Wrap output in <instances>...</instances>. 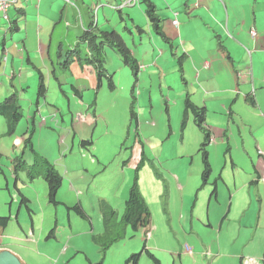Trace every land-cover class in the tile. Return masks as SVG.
I'll use <instances>...</instances> for the list:
<instances>
[{"label":"rangeland","instance_id":"rangeland-1","mask_svg":"<svg viewBox=\"0 0 264 264\" xmlns=\"http://www.w3.org/2000/svg\"><path fill=\"white\" fill-rule=\"evenodd\" d=\"M0 19L3 20L1 16ZM127 44L130 47L132 45L128 39ZM106 54L109 59L106 62V68L112 73L117 86L116 90L109 92L104 78L103 85L96 96L95 90L91 87L90 90L83 91L81 98L77 97L76 102L73 91L67 88L68 99L71 100L70 105H68L66 96L57 88L56 81L47 77V70L44 71L47 78L45 83L48 87V94L45 99L46 104L41 103L39 108L41 123L43 125L49 123L52 105L56 104L63 116L61 120V116L57 114L58 119L56 120L65 123L68 136L62 134L63 128L60 126L48 125L50 129H47L41 128L40 123L33 136V145L51 162L59 155L60 150L66 153L64 164L69 174L66 176L62 171L63 184L56 196L59 204L54 207L49 203L47 186L41 178L34 180L26 188L17 185L20 192L30 199L27 206L20 202V197L14 186L15 181L12 179L9 189H7L5 180L0 178V216L10 217L7 232H10L12 240L20 244L19 248L12 249L21 255L24 264H88L87 258L92 263H100L102 252L92 241L94 234H101L103 231L98 211L99 199H106L115 208L118 217L122 216L123 202L135 175V161L139 158L142 148H145L146 159H144L142 169L139 170L138 181L142 194L152 211L153 229L150 230L149 235H146L143 230L128 231L125 238L117 243L118 245L115 244L108 249L102 264H125L124 261L127 258L137 253H141L139 264H154L143 252L144 245L160 261V264H188L185 256L190 258L200 254L204 257L203 254L207 253L200 243L202 238L189 230L188 215L178 217L181 193L177 191L173 180L168 175L170 169L177 174L180 172L186 174L189 173L190 168L192 177L197 179L195 181L196 190L201 186V157L198 153L191 157L183 156L185 147L188 145L187 139L183 138L184 136L189 138V136L187 126L184 132L180 131L184 105L182 106V99L179 96L187 86L182 82L179 72L168 75L165 80H162V86L158 80H152L150 76L139 73L136 89L139 136H135L134 128H131V134L127 138L130 88L133 77L128 68H120L122 63L119 56L110 49H106ZM72 70L74 79L79 78L81 73L77 65L73 66ZM170 72L172 73V70L167 71V73ZM81 77L84 78V83H90L88 75L85 74ZM10 81L9 77H0V82L6 88L5 93L10 86ZM79 81L80 79H78ZM11 83L16 85V81ZM29 83L31 91L30 94L24 95L25 103L26 100L33 101L35 99L34 93L37 90L35 75L30 74ZM94 98H96V106L93 105L89 109V104ZM25 106L27 109L28 106ZM94 109L95 119L91 116ZM71 111L74 112L75 117L81 114L79 124H82L83 128H80L84 130L86 126H91L89 131L80 133V128H72ZM217 114H222V112H217ZM209 116L214 115L210 113ZM215 116L220 117V115ZM88 121L92 124L90 125ZM1 124H4V120L0 116ZM230 126L233 133L230 140L232 156L229 155L230 148L228 150L224 144L208 148L211 165L208 185L210 192L215 187L218 189L221 200L214 208L215 222L217 223L221 221L220 213L223 211V215L226 214L225 212L231 204L229 200L231 194L234 196L229 220L224 224L221 236L219 235L218 238V247H221V252L235 253L240 248L243 239V236L237 233L240 225L248 228L247 235H255L259 214L257 200H260L256 194L258 192L264 200V190H257L254 184H252V189L248 187L249 185H244L241 179V168L246 171L251 170V161H254L255 152L252 147L245 149V146L250 143L245 142V146L243 145L242 138H248L247 132L242 131L239 134L236 125ZM24 128V123H22L18 137L25 131ZM193 130L198 132L195 127ZM9 138L1 137L0 152L4 156L13 157V142H9ZM82 138L92 141L91 144L86 145L91 150L86 151L85 148L79 147ZM132 147L134 148L133 152L131 151ZM129 155H132L130 160H128ZM230 157H233L239 165V170L231 167ZM174 161L179 162L177 167L172 165ZM255 178L256 176L253 177V180ZM67 181H73L77 186L74 188L71 184L66 185ZM191 189H186L184 193L189 198L190 208L195 197L192 196L195 189L190 192ZM251 191L254 193L252 200H256V205L248 196ZM77 204L82 206L83 213L87 214L86 218L80 217L72 210V207ZM167 206H170L171 215L163 210ZM69 207L71 209H68ZM189 213L187 212V214ZM245 222L247 223L245 224ZM262 224L264 225V219ZM53 228L56 229L54 236L47 239ZM203 229L205 230V228ZM260 236L264 237L262 231ZM0 238L6 240V237L1 236ZM67 238H71V245L74 249L70 254L84 252L83 249H87L88 252H84L87 258L84 259L81 255L72 262L73 259L70 260L71 256H67L68 254L66 257H61L60 252L67 243ZM198 238L200 241L197 240ZM186 245L189 247L185 253ZM182 252L185 254L183 255ZM213 255L215 257L213 264H219V259L223 255ZM225 263L229 264L228 258Z\"/></svg>","mask_w":264,"mask_h":264},{"label":"crops","instance_id":"crops-1","mask_svg":"<svg viewBox=\"0 0 264 264\" xmlns=\"http://www.w3.org/2000/svg\"><path fill=\"white\" fill-rule=\"evenodd\" d=\"M148 1L156 9L160 19L159 26L162 36L155 32L154 25L148 20L142 0H73L76 7L69 6L63 0H18L9 11L10 20L19 18L16 23L17 29L5 33L6 22L4 23L0 19V77H9L11 80L7 93H5L6 88H4L3 83L0 82V102L10 92L16 93L25 109V118L35 117L36 132L38 124L41 123L39 108L41 103L46 104L47 95L43 99H38L37 108L35 106L37 90L34 93L35 99L33 101L26 100V103L24 102V95L30 94L31 91L30 74L35 75L38 87L39 72L44 76L45 82L47 78L44 71L47 70V77L56 81L60 92H65L68 105L71 104V100L68 99L67 88L73 91L76 102L77 97L81 98V93L90 90L91 87L95 90L96 96L103 85L104 78L99 83L96 72L91 68L80 69L77 66L80 69V77L74 79L72 76L66 79L59 67L55 66L57 79L52 77V64L59 61L54 55V50L58 46V42L63 48L68 47L73 42H79L82 40L83 32L94 29V27L98 31L109 33L115 31L121 35L126 43L127 39L130 40L131 47L129 44L127 45L139 63V73L150 76L152 80H158L160 86H162V80H165L168 75L178 72L177 62L180 60L184 83L187 86L183 92H180L179 97L182 99V106L186 94H189L190 100L195 105L207 109V124L211 128L214 138L210 146L222 144L226 146L227 142L231 156L230 140L233 133L230 125H236L239 134L242 131L247 132L248 138H242L243 145L245 142L250 143L248 146L244 145L245 149L252 147L255 156L254 161H251V170L246 171L241 168V179L245 186L249 185L250 189L253 188L252 184H254L257 190H264V0ZM19 15L21 17H18ZM174 21L178 22L175 26L173 25ZM252 30H254L255 36L251 35ZM108 60L106 54V62ZM261 65H263L262 68ZM122 67L125 66L122 64L120 68ZM169 70H172V73H167ZM85 74L88 75L90 83L83 82L84 78L81 76ZM106 75H112L107 68ZM63 79L65 83H63ZM78 79H80L79 82ZM12 81H16V85L11 83ZM107 82L106 78V85ZM58 83H61V86L58 87ZM116 88L117 86L115 90ZM108 91L113 92L109 89ZM25 105L28 106L27 109ZM93 105L96 106V98L89 104V109ZM52 107L49 123L47 125L41 123V128L50 129L48 125L60 126L63 128L62 134L68 136L65 123L56 120L58 119L57 114L61 116L62 120L61 110L56 104ZM36 109L37 113L35 114ZM220 111L222 114H217ZM210 113L214 116H209ZM91 114L92 118L95 119V109ZM215 115H220V117ZM80 116L81 114L75 117L74 112L71 111L70 123L72 128L79 129L82 127V124H79ZM182 117L183 115L181 119ZM22 123L19 124V127ZM88 123L92 124L90 121ZM26 125L27 123H24L25 129L27 128ZM0 126L2 127L0 128L1 136L2 132L5 133L6 126L5 124ZM187 127L189 138H185V136L183 138L188 141L183 156L191 157L196 153L200 156L199 146L203 137L200 131L195 132L193 130L195 126L191 115L188 116ZM90 128L91 126H86L80 133L89 131ZM195 136L197 137L195 138ZM9 137V142H13V157L4 156L0 152V178L5 180L7 189L10 187L11 180H16L12 170V160L15 156L21 155L23 149L22 135L18 137V130ZM13 138H15L14 141ZM57 138L59 137L57 136ZM82 140L88 139L82 138L80 142ZM79 147L84 149L80 145ZM88 149L84 150L89 151ZM143 150L145 151V148ZM41 155L49 160L47 156ZM65 156L66 153L60 150L59 155L54 158L52 163L55 164V168L61 174L63 171V174L67 176L69 173L64 164ZM250 158L253 157L250 156ZM230 161L231 167L239 170L240 167L233 157H230ZM178 164L177 161L172 163L176 167ZM186 174L181 172L177 174L171 169L168 174L177 191L181 193L178 217L188 215L189 230L202 238L201 241L199 238L197 240L200 241L204 251L211 254V256H207L205 253L203 254L204 257L200 254L190 258L185 256L188 264H213L215 259L212 257L213 254L223 255L219 259V264H226L227 258L229 264H241L243 257L261 260L264 257V237L260 236L261 231L264 233V225L262 224L264 200L260 194L258 192L256 194L260 200H257L259 214L255 226V235H247L246 230L248 228L240 225L237 229V233L243 236L240 248L235 253L221 252V247H218V238L219 235L221 236L224 224L229 220L234 196L231 194L229 198L231 204L225 212L226 214L223 215V211L220 213L221 221L217 223L215 222L214 208L221 201L218 189L215 187L210 192V186L207 183L202 186L204 188L199 187L200 191L199 188L196 190L195 181L197 179L192 177L190 168L189 173ZM254 176H256L255 182ZM30 183L33 181L18 175V186L26 188ZM68 184L74 188L77 186L74 185L73 181H67L66 185ZM189 188H192L190 192L195 189V193L192 195L195 197L191 208L188 205L189 198L184 194ZM214 191L215 193H213ZM248 196L256 205V200H252L254 193L251 191ZM26 198L30 201L27 195ZM170 206H167L166 209L163 208L168 215L172 214ZM189 208L190 210L187 211ZM187 212L190 213L187 214ZM144 247L146 248V246ZM68 250H74L71 245V238H67V243L61 250L60 256L67 255ZM182 254L185 253L182 252Z\"/></svg>","mask_w":264,"mask_h":264},{"label":"trees","instance_id":"trees-1","mask_svg":"<svg viewBox=\"0 0 264 264\" xmlns=\"http://www.w3.org/2000/svg\"><path fill=\"white\" fill-rule=\"evenodd\" d=\"M63 1L69 6L76 7L73 3V0ZM142 2L146 8V16L148 20L154 25L155 32L158 35L162 36V31L159 26L160 19L157 16L156 9L154 8L153 4H151L148 0H142ZM15 5L16 3L13 6ZM18 17H21V15H19ZM17 20H8L5 27V33L12 32L17 29ZM81 39L82 40H80L79 42H73L66 48L61 47L59 42L57 43L58 46H56V49L54 50V55L57 59H59V61H57L55 64H52V77L54 79H57V76L55 74L56 66L59 67V70L61 72H63L64 78H71L73 76L72 65L75 64L80 69H93L96 72L99 83L103 78H107L108 89L114 91L116 86L113 81V77L112 75H106L105 68L106 49L112 50L115 54H117V56H119V60L121 61V63L131 71V75L133 77V83L130 88L131 96L128 109L129 122L127 126L126 137L128 138L130 136L131 128H134L135 136H139V133L137 131L138 115L136 103V89L138 85L140 67L137 59L133 56L129 46L121 37V35L115 31H112L111 33L98 31L94 27V29H89L83 32ZM177 64L179 66L178 72L180 73V78L184 83L182 73L183 70L181 69L180 60L177 62ZM63 83H65L64 79ZM59 86H61V83H58V87ZM61 92L65 95L64 91ZM47 93L48 87L44 82V76L42 75V73L39 72V80L35 102L36 108L38 99L45 98ZM188 95L189 94H186L184 99V112L183 117L181 119L180 131H185L188 116L191 115L193 117L194 126L197 128L198 131H200V133H202L203 138L199 146V153L202 161V173L200 175L202 187L208 183L210 178L211 165L209 162L208 148L212 144V140H214V138L212 136L211 128L207 124V109L195 105L190 100V97ZM36 113L37 109L35 111V114ZM0 116L4 119V124L6 126L5 133L2 132V135L0 137L12 136L14 132H16L17 130L19 131L20 123H27V128H24L25 131L22 134V154L15 156V158L12 160V170L14 171L16 177L14 185L20 197L21 204L27 206L28 199L17 188L18 175L24 176L29 181H34L40 178L44 180L47 186V199L51 205H53L54 207L57 206L59 202L57 201L56 196L62 185V174L55 168V164H53L44 156H42L34 148L33 136L35 134L36 127V124L34 122L35 117H31L29 119L25 118V109L21 104V100L16 93L12 92L5 96V98L0 102ZM0 128L2 127L0 126ZM91 143V140H82L79 145L87 149L86 145ZM226 147L229 150V144L227 142ZM88 150H90V148ZM133 150L134 148L132 147L131 151L133 152ZM144 153L145 151L142 148L139 154V158L135 161V175L133 177L132 184L128 188V195L123 202L124 210L122 216L120 218L118 217L115 208L111 204H109L106 199H99L98 211L100 212L103 231L101 234H94V236H92V241L95 246L97 245L99 247V249L101 250L100 252H102L101 260L103 259L108 249H110L113 245L119 243L122 239L125 238L128 231L145 230L146 232H148L153 229L152 211L147 203V200L142 194L138 181L139 170L142 169L144 165V159H146ZM130 158H128V160H130ZM213 193H215V191ZM68 209H71V207H69ZM72 210H74L76 214H78L82 218L87 217V214L83 213L82 206L80 204H77L75 207H72ZM9 221V218L4 221L0 219V227L2 228V226ZM55 232V228L50 230L47 239L53 237ZM83 251L85 253L88 252L87 249H83ZM70 252L72 251H68L67 256H71L70 260L73 259L72 262L74 261V259L77 260V258L81 255H83L84 259L87 258L84 252L79 251L77 254H70ZM143 252L147 254V256L153 261L154 264H160V261L145 247L143 248ZM64 256L66 257V255ZM64 256L61 255V257ZM140 256L141 253H137L127 258V260L124 262L125 264H130V262H134V264H139ZM87 261L89 264L88 258Z\"/></svg>","mask_w":264,"mask_h":264},{"label":"clouds","instance_id":"clouds-1","mask_svg":"<svg viewBox=\"0 0 264 264\" xmlns=\"http://www.w3.org/2000/svg\"><path fill=\"white\" fill-rule=\"evenodd\" d=\"M62 179H63V177H62ZM61 187H62V185H61ZM61 187H60V189H61ZM7 218H9V220H10V217L0 216V219L2 221L7 220ZM8 223L9 222H7L5 225H3L2 228L0 227V237L1 236L6 237V240L0 238V253L8 252V253H10V255H13L15 258H17L21 264H24V261L22 260L21 255L17 251H15L14 249H12L15 247L19 248L20 244H17L18 243L17 241H14L11 239L10 232H7L8 228H9ZM143 231L146 235L150 234V231H148V232H146L145 230H143ZM188 247H189L188 245L185 246V253L188 250ZM105 255H106V253H105ZM105 255H104V257H105ZM206 255L211 256L210 253H206ZM104 257H103V259H104ZM212 257H214V255ZM103 259L101 260L100 263H92L89 261V264H102ZM130 264H134V262H130ZM241 264H264V257L261 260H257L255 258L243 257L241 259Z\"/></svg>","mask_w":264,"mask_h":264},{"label":"built area","instance_id":"built-area-1","mask_svg":"<svg viewBox=\"0 0 264 264\" xmlns=\"http://www.w3.org/2000/svg\"><path fill=\"white\" fill-rule=\"evenodd\" d=\"M18 0H0V16L3 19L4 22H8L9 20V11L11 7L17 3ZM69 1V0H67ZM173 25H177V22L174 21ZM251 35L255 36L254 30L251 31Z\"/></svg>","mask_w":264,"mask_h":264},{"label":"water","instance_id":"water-1","mask_svg":"<svg viewBox=\"0 0 264 264\" xmlns=\"http://www.w3.org/2000/svg\"><path fill=\"white\" fill-rule=\"evenodd\" d=\"M0 264H21L17 258L8 252L0 253Z\"/></svg>","mask_w":264,"mask_h":264}]
</instances>
